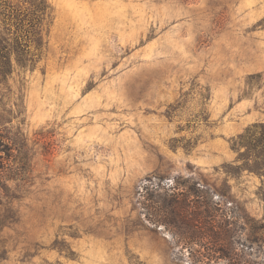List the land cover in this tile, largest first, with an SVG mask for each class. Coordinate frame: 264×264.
Here are the masks:
<instances>
[{
  "label": "rangeland",
  "instance_id": "rangeland-1",
  "mask_svg": "<svg viewBox=\"0 0 264 264\" xmlns=\"http://www.w3.org/2000/svg\"><path fill=\"white\" fill-rule=\"evenodd\" d=\"M7 2L41 47L0 85V264H264V0ZM193 182L224 259L146 216Z\"/></svg>",
  "mask_w": 264,
  "mask_h": 264
},
{
  "label": "trees",
  "instance_id": "trees-1",
  "mask_svg": "<svg viewBox=\"0 0 264 264\" xmlns=\"http://www.w3.org/2000/svg\"><path fill=\"white\" fill-rule=\"evenodd\" d=\"M27 10H22L7 0H0V85L5 83L12 73L13 61L22 68L32 67L33 60L29 58L30 33H34L35 48L41 47L40 37L33 26L28 30L20 31L22 20ZM35 12L42 14L44 8L35 5ZM38 21V20H37ZM14 30L12 32V28ZM256 144L252 145L253 137ZM239 145L246 150H255L257 145H264V124H253L247 127L244 133L238 136ZM258 171V170H255ZM260 171V170H259ZM198 182H193L192 190L186 193L175 194L166 191L164 196H158L154 203L161 202L163 206L147 208L146 216L150 222L163 224L167 227H176L172 236L184 244L192 243L201 246L205 240L211 243L212 248L204 257L209 261L224 259L222 245H228L227 240L220 238L223 235L221 228L229 223L224 220L226 214L220 203L215 202L208 194L207 189L197 188ZM220 219V220H219ZM0 219V225H2ZM214 227V228H213ZM198 259V258H197ZM199 261V260H197Z\"/></svg>",
  "mask_w": 264,
  "mask_h": 264
}]
</instances>
